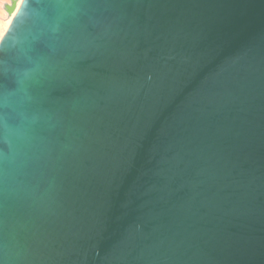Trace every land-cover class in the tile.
<instances>
[{
    "label": "water",
    "instance_id": "1",
    "mask_svg": "<svg viewBox=\"0 0 264 264\" xmlns=\"http://www.w3.org/2000/svg\"><path fill=\"white\" fill-rule=\"evenodd\" d=\"M0 264H264V0H23Z\"/></svg>",
    "mask_w": 264,
    "mask_h": 264
},
{
    "label": "bare ground",
    "instance_id": "2",
    "mask_svg": "<svg viewBox=\"0 0 264 264\" xmlns=\"http://www.w3.org/2000/svg\"><path fill=\"white\" fill-rule=\"evenodd\" d=\"M13 1L16 2V9L12 13H10L7 10V6L11 5ZM22 2L23 0H6L5 4H2V6L0 5V41L5 35V33L8 31L9 27L11 26L14 20V17L18 9L20 8ZM5 13H6V16L4 15Z\"/></svg>",
    "mask_w": 264,
    "mask_h": 264
},
{
    "label": "rangeland",
    "instance_id": "3",
    "mask_svg": "<svg viewBox=\"0 0 264 264\" xmlns=\"http://www.w3.org/2000/svg\"><path fill=\"white\" fill-rule=\"evenodd\" d=\"M5 2H6V0H3V2H2V0H0V5L2 6V4H5ZM4 15L6 16V13Z\"/></svg>",
    "mask_w": 264,
    "mask_h": 264
}]
</instances>
